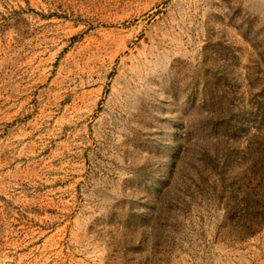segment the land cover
<instances>
[{"label": "rangeland", "instance_id": "374dc122", "mask_svg": "<svg viewBox=\"0 0 264 264\" xmlns=\"http://www.w3.org/2000/svg\"><path fill=\"white\" fill-rule=\"evenodd\" d=\"M0 264H264V0H0Z\"/></svg>", "mask_w": 264, "mask_h": 264}, {"label": "bare ground", "instance_id": "6f19581e", "mask_svg": "<svg viewBox=\"0 0 264 264\" xmlns=\"http://www.w3.org/2000/svg\"><path fill=\"white\" fill-rule=\"evenodd\" d=\"M151 40V39H150ZM155 45V44H154ZM153 47V46H152ZM150 49H152V48H150ZM150 49L148 48V50L150 51ZM147 50V49H146ZM145 52V51H144ZM143 57V56H142ZM138 63V62H137ZM134 66V65H133Z\"/></svg>", "mask_w": 264, "mask_h": 264}]
</instances>
